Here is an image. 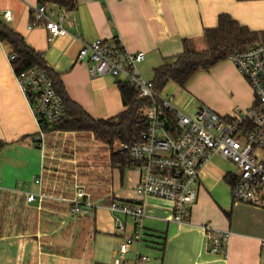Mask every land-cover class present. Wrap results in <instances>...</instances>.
Instances as JSON below:
<instances>
[{"label": "crops", "instance_id": "obj_1", "mask_svg": "<svg viewBox=\"0 0 264 264\" xmlns=\"http://www.w3.org/2000/svg\"><path fill=\"white\" fill-rule=\"evenodd\" d=\"M75 3V9H67L51 0H0V22L43 54L69 98L94 119L110 118L124 107L118 81L108 79L112 76L91 77L90 63L79 60L82 42L91 44L98 39L121 38L130 52L145 53L139 70L143 78L152 80L155 68L184 51L185 41L195 46L196 51H203L204 31L217 27L221 15L230 16L251 31H264V0H75ZM42 5L51 12L52 19H56V13L65 12V28L78 39L66 36L49 43L42 25L31 27L32 12ZM6 13L12 16L11 22H6ZM9 55L10 50L0 42V143L6 144L0 147V210L4 209L1 198L4 194L22 196L9 193L21 183L28 184L30 193L36 194L39 188L34 180L42 173L47 193L68 198H74L77 180L73 184L72 179H77L76 174L91 175V179H81L79 183L94 205L101 207L72 213L68 204L25 203V208L33 210L36 228L8 233L1 226L0 264H116L119 259L121 264H145L137 261L136 245L131 246L123 259L120 257L118 250L124 237L117 232L114 217L105 207L113 200H137L135 187L140 173L128 168L122 175L111 164L110 156L100 158L95 151L90 152V147L78 146L83 141L73 132H51L46 149L40 150L34 142L38 127L18 89ZM236 69L228 60L209 72L198 73L185 88L171 83L167 87L173 105L179 110H188L201 102L224 114L232 112L233 109L210 102L198 88L221 85L231 74L241 84L242 96L236 94L237 103L250 106L252 90ZM77 150L82 152L81 156ZM85 160L90 168H86ZM233 173L219 156L207 164L200 173L198 199L190 207L187 225L172 220L169 201L154 197L142 200L147 232L166 236L163 251L159 247L140 249L149 259L148 264H264L261 248L264 203L262 207H253L234 202L231 186L225 179ZM53 219L61 223L57 232L45 228ZM72 224L71 233L66 234ZM207 224L231 233L226 258L208 252L203 230ZM50 229L53 228L50 226ZM52 233L55 239L59 235L62 239L53 240L56 249H47L46 239ZM74 240L81 243V253L75 257L70 255Z\"/></svg>", "mask_w": 264, "mask_h": 264}, {"label": "built area", "instance_id": "obj_2", "mask_svg": "<svg viewBox=\"0 0 264 264\" xmlns=\"http://www.w3.org/2000/svg\"><path fill=\"white\" fill-rule=\"evenodd\" d=\"M5 20L11 22L12 16L6 13ZM31 21V27L42 25L46 29L49 43L66 36L78 39L65 28V12L56 13V19H52L51 12L42 5L34 9ZM15 58V55H9L12 67ZM144 58L145 53L130 52L119 37L98 39L91 44L82 42L79 52V60L90 63L91 77L120 78L133 87L139 98L152 102L145 110L148 130L141 139L134 144L113 145V152L127 153L131 160L130 168L140 173L135 187L137 200L112 201L105 206L114 217L117 232L124 237L118 250L120 257L123 259L131 246L136 245L137 261L148 264L149 259L140 252L146 219L142 200L154 197L169 201L172 204V220L179 225L189 224L190 207L198 199L200 173L215 156L236 166L237 171L231 174L235 181L231 188L234 202L263 206L264 41L229 58L249 84L253 102L246 109L237 107L225 115H218L205 106L197 109L195 117L177 109L172 99L157 93L153 83L142 77L139 64ZM14 74L18 89L38 127L34 142L44 151L48 135L66 117L63 98L55 90L44 68L36 67L19 74L14 69ZM34 184L39 188L36 194L30 193L29 185L24 183L9 193L25 196L28 204L36 201L68 204L76 213L101 207L94 205L81 183L75 184L74 198L47 193L43 173L35 178ZM203 230L207 236L208 252L226 258L231 233L209 224ZM261 248L264 253V239L261 240ZM116 264H121V260H117Z\"/></svg>", "mask_w": 264, "mask_h": 264}, {"label": "trees", "instance_id": "obj_3", "mask_svg": "<svg viewBox=\"0 0 264 264\" xmlns=\"http://www.w3.org/2000/svg\"><path fill=\"white\" fill-rule=\"evenodd\" d=\"M51 2L67 9H75L76 7L75 0H51ZM203 40L206 47L205 50L196 51L189 41H185L184 51L181 54L166 60L162 65L155 68L151 82L157 93L162 94L171 83L180 88H185L198 73L209 72L220 63L228 61L233 54L242 53L257 43L264 41V31H251L230 16L221 15L217 27L204 31ZM0 42L10 50L11 55H15L13 67L17 74L36 67L44 68L47 71L55 90L63 98L66 108V117L53 130L91 133L95 141L109 147L110 162L114 167L119 168L123 175L124 171L131 167V160L127 153L119 154L118 152H113V145L115 143L134 144L141 139L142 135L148 130L145 110L152 105V102L148 99L139 98L138 93L127 82L118 81L117 85L124 110L107 119H94L69 98L59 76L47 64L43 54L31 48L20 34L1 22ZM4 145L6 144L0 143V147ZM86 168H90V166L87 165ZM81 174L84 175L83 179L92 178L87 173ZM225 179L231 188L234 187L235 181L231 175H228ZM4 195L1 196L4 208L8 207L12 202L16 203L14 207L16 210L13 211L14 216L22 212L25 207L24 204L27 203L25 196L11 197L7 193ZM45 203L53 204L51 201ZM70 211H73L72 207ZM19 215L21 216V221L15 232H19L22 227H25L22 225L25 224L24 218L26 216ZM14 219L16 218L14 217ZM72 229L73 224L67 228L65 233H71ZM96 233L94 232V234ZM165 242V235L156 234V232L149 234L145 228L141 248L145 246L146 248L157 249L159 247L163 251ZM80 249L81 243L74 240L71 245L70 255L73 257L79 256L81 253L79 252Z\"/></svg>", "mask_w": 264, "mask_h": 264}, {"label": "rangeland", "instance_id": "obj_4", "mask_svg": "<svg viewBox=\"0 0 264 264\" xmlns=\"http://www.w3.org/2000/svg\"><path fill=\"white\" fill-rule=\"evenodd\" d=\"M195 50H197V48L194 46L193 47ZM206 48L204 47V50ZM199 51V50H198ZM232 63V62H231ZM237 70V69H236ZM243 78V77H242ZM109 80H111L112 82H116V81H121L120 78H114V77H110L108 78ZM146 81H151V79L149 77H145L144 78ZM244 79V78H243ZM245 80V79H244ZM246 81V80H245ZM170 85V84H169ZM198 88H201V91L202 93H204V95L209 98L208 100L214 102V103H219V104H222L224 107H226L225 109H228L230 108L231 109H235L237 107H241L243 109H246L249 105H240L238 104L237 100H238V96L241 97L242 96V92H241V84L239 82V80L236 78V76L234 75H231V74H228L227 75V78L224 80V82L219 85H215V87L213 85H207V87H203L202 85L199 86ZM168 87L165 88V90L162 92V96L166 99H169L170 98V94L168 93ZM252 92V91H251ZM236 94L238 96H236ZM251 99H252V95H251ZM210 101V102H211ZM252 104V103H251ZM250 104V105H251ZM202 106H205L207 107L209 110L213 111L214 113L218 114V115H225L224 113H222L220 110H215L213 109V107L211 105H202L201 102H197V104L193 105L190 109L188 110H185V109H181V111L183 113H185L186 115L190 116V117H195V114L197 112V109L202 107ZM232 110V111H233ZM231 112H228L226 114H229ZM77 134V138L78 140L81 142V140L83 141L81 144H79L78 146H85V147H90V152H94L97 153V155L101 158L103 156H109L110 154V151H109V147L101 144V143H98L97 141H93L92 138H93V135L91 133H88V132H80V133H76ZM92 145H95L96 148H92L91 146ZM77 153H80V156H81V153L79 150H77ZM92 154V153H91ZM91 156V155H90ZM90 156L86 155L87 158H90ZM80 158V157H79ZM79 160V159H78ZM85 164H87V160H85ZM88 165V164H87ZM226 165L229 167V169L233 172H236V166L233 165L231 162H227L226 161ZM77 179H72L73 180V184L75 183V181L77 180V183L81 182V178L83 179L84 175L83 174H79L77 173ZM86 175V174H85ZM81 180V181H79ZM12 204H13V207H12ZM16 203H12L10 204V207H6L4 208V211L1 210L0 212V224L1 226H4L5 229L8 230V233H13L18 227H19V224H20V218L21 216L19 214H22L23 216H26L24 219H25V224L22 225V226H25L24 228L20 227L22 229V231L26 230L27 232L30 230H34V228H36V224L34 223V213L32 212L33 210L32 209H27L24 207L22 212H19V214H16L14 216V210H16V208L14 209ZM19 207V206H18ZM14 217L16 219H14ZM60 222H57L55 219L52 220V223L49 224V222H47L46 224V229L49 231V232H52V231H55L57 232V227L60 226ZM43 226V225H42ZM45 226V225H44ZM50 226L53 228V229H50ZM54 232V233H55ZM52 233L50 235V237H48L46 239V243H47V249H51V248H55L56 247V244L53 243V240H60L62 239L59 235V237L57 239H55V237H53V234ZM57 234V233H55ZM62 236V234H61ZM43 241V239H42ZM56 249V248H55ZM58 250V248H57Z\"/></svg>", "mask_w": 264, "mask_h": 264}]
</instances>
